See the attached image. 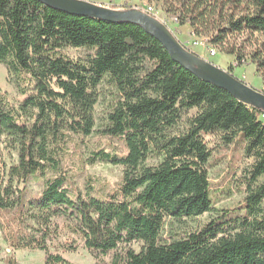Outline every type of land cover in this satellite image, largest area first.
Masks as SVG:
<instances>
[{"label": "trees", "instance_id": "obj_1", "mask_svg": "<svg viewBox=\"0 0 264 264\" xmlns=\"http://www.w3.org/2000/svg\"><path fill=\"white\" fill-rule=\"evenodd\" d=\"M143 1L160 3L165 18L240 63L244 53L229 39L264 34V0ZM263 45L249 57L264 79ZM0 63L22 96L13 102L0 88V220L7 217L1 225L11 247L43 251L44 264H70L62 252L78 243L97 264H264L262 110L174 62L137 25L70 15L39 0H0ZM104 85L113 96L96 127ZM94 132L121 138L126 153L113 144L84 159L121 165V179L106 192L91 184L72 190L64 162ZM212 134L227 144L240 134L248 160L237 178L242 199L230 209H216L209 195L205 136ZM4 149L17 161L7 166ZM215 210L195 230L163 232L167 219L180 223ZM132 242L141 249L126 247Z\"/></svg>", "mask_w": 264, "mask_h": 264}, {"label": "rangeland", "instance_id": "obj_2", "mask_svg": "<svg viewBox=\"0 0 264 264\" xmlns=\"http://www.w3.org/2000/svg\"><path fill=\"white\" fill-rule=\"evenodd\" d=\"M95 3L114 8H139L140 5L148 4L154 8L157 17L163 20L164 14L160 7V3L147 2L143 0H90ZM173 17H170L172 19ZM172 21V22H171ZM168 22V28L173 32L177 39L182 42L186 48L195 52L203 58L215 65L229 69L231 73L254 88L263 91L264 79L261 74L256 71V67L253 62L250 61L249 54L256 47H259L261 43L264 44V34L262 33H242L231 37L229 43L233 44L237 51L244 53L243 62H238L236 54L227 53L224 49L211 45L215 49V55L209 56L205 47L200 45H193V42L201 39L202 37H196L188 25H179L171 20ZM201 41V40H200ZM210 46V45H209ZM264 53V45H263ZM67 52L71 55H84L83 49H67ZM231 66V67H230ZM0 88L6 94L7 98L13 102L17 99H21L20 91L14 77L9 69L2 63H0ZM100 96L98 102L94 107V116L96 120V127L102 122L105 112L108 109L110 102L112 101L113 94L112 89L106 85L100 86ZM240 134L235 137L234 142L224 143L220 134L206 135L205 139L208 146L212 150V156L210 157L206 167L208 172V178L210 180L209 195L214 203V207L220 209H230L234 207L242 199L243 193L239 190L240 184L237 181L242 175L243 168L247 163V159L243 158ZM110 143V144H109ZM116 145L121 148L120 155L126 153L123 146L124 142L121 138L116 136H103L98 132H94L89 136L83 137L81 142L75 146V150L69 160L64 162V170L66 172L68 187L72 190L84 192L87 184H91L98 192H106L112 189L119 183L122 176L121 165H114L106 162H95L93 164L88 163L84 158L91 150L105 147L107 150ZM80 151L81 155H77ZM79 156V157H78ZM3 160L7 166L17 161V154L13 150H3ZM149 164H155L156 159L147 161ZM2 174V173H1ZM29 189L32 192L39 191V184L34 181H30L28 184ZM217 210L212 212L203 213L197 218H185L180 223L172 222L167 219V223L164 228V234L169 231L177 230H195L202 223L208 221L217 214ZM1 219V218H0ZM7 217L0 220V264H44L45 253L40 250H31L27 248L14 249L9 245L4 236V227L1 222H6ZM3 224V223H2ZM3 227V229H2ZM124 244L119 245L118 251H120ZM126 247L132 248L135 251H139L142 247L141 242H132ZM62 255L69 261L70 264H97L96 259L91 253L85 249L81 243L77 244V248L73 251H64ZM112 254H108L103 257L104 262L110 263Z\"/></svg>", "mask_w": 264, "mask_h": 264}, {"label": "water", "instance_id": "obj_3", "mask_svg": "<svg viewBox=\"0 0 264 264\" xmlns=\"http://www.w3.org/2000/svg\"><path fill=\"white\" fill-rule=\"evenodd\" d=\"M47 6L70 15L131 23L156 38L171 59L192 74L229 92L237 100L264 112V92L248 85L226 69L190 51L158 18L140 8L107 7L90 0H39Z\"/></svg>", "mask_w": 264, "mask_h": 264}, {"label": "built area", "instance_id": "obj_4", "mask_svg": "<svg viewBox=\"0 0 264 264\" xmlns=\"http://www.w3.org/2000/svg\"><path fill=\"white\" fill-rule=\"evenodd\" d=\"M139 8L141 9V10H143L144 12H146V13H148V14H150V15H152V16H154V17H156V18H158L157 17V15H156V12H155V10H154V8H152L150 5H146V4H143V5H140L139 6ZM159 19V18H158ZM160 20V19H159ZM171 20H173L174 21V18H172V19H170V18H164L163 20H160L161 22H163L166 26L168 25V22H170ZM172 22V21H171ZM168 27V26H167ZM194 35V34H193ZM201 40V41H200ZM193 45H200V46H203V47H205L206 48V50L208 51V55L209 56H214L215 55V49L213 48V47H211V44H209L208 42H207V39L206 38H201V39H199V40H196L195 39V41L193 42ZM210 45V46H209ZM185 46V45H184ZM208 59V58H207ZM243 62V61H242Z\"/></svg>", "mask_w": 264, "mask_h": 264}, {"label": "bare ground", "instance_id": "obj_5", "mask_svg": "<svg viewBox=\"0 0 264 264\" xmlns=\"http://www.w3.org/2000/svg\"><path fill=\"white\" fill-rule=\"evenodd\" d=\"M191 51V50H190Z\"/></svg>", "mask_w": 264, "mask_h": 264}]
</instances>
